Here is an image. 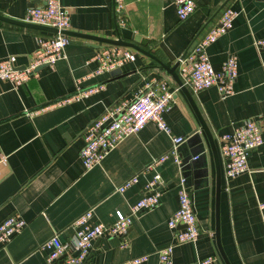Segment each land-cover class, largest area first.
<instances>
[{
  "label": "crops",
  "instance_id": "1",
  "mask_svg": "<svg viewBox=\"0 0 264 264\" xmlns=\"http://www.w3.org/2000/svg\"><path fill=\"white\" fill-rule=\"evenodd\" d=\"M68 14L67 30L132 42L134 35L146 39L138 47L160 62L172 65L191 42L217 23L229 7L238 12L231 28L208 46L210 62L220 71L229 53L238 59L233 94L222 97L216 86L197 92L185 87L205 122L218 152V139L234 125L253 118L263 143L248 152V171L226 179L221 167L219 237L230 264H264V50L253 45L264 39V0H194L195 8L179 20L170 0H124V25L115 21L112 0H58ZM31 0H0V15L22 21ZM50 33L0 20V58L13 55L15 66L24 67L35 47V36ZM106 44L68 36L64 57L51 66L35 69L24 83L11 88L0 81V221L17 215L22 230L0 247V264H45L39 245L53 234L60 241L71 239L72 221L90 210L91 223L108 224L113 213L127 212L146 193L145 184L159 175L158 203L131 217L124 238L102 236L81 264H132L133 257L146 255L139 264H160L157 251L173 241L167 219L177 205V183L184 177L192 199L198 235L194 242L173 248L169 264H190L214 255V264H225L215 237L216 167L207 137L199 130L197 117L187 98L157 62L130 47L132 62L98 75L90 60ZM100 46V47H101ZM122 47V46H121ZM177 74V67L175 69ZM164 79L173 99L162 114L173 136L186 140L195 133L203 146V157L182 170L168 156L155 158L170 148V135L148 121L127 135L92 167L83 169L78 152L82 131L105 107L129 102L146 79ZM79 87H96L86 95H75ZM263 114V115H262ZM262 115V116H261ZM136 181L122 193L116 187L126 179Z\"/></svg>",
  "mask_w": 264,
  "mask_h": 264
},
{
  "label": "built area",
  "instance_id": "2",
  "mask_svg": "<svg viewBox=\"0 0 264 264\" xmlns=\"http://www.w3.org/2000/svg\"><path fill=\"white\" fill-rule=\"evenodd\" d=\"M35 4L26 8L22 21L50 26L56 33H44L35 36V47L28 56L27 64L23 68L15 66V57L9 55L0 58V81L7 82L11 88L24 83L39 66H51L55 61L64 57V48L68 43V36L60 33L68 29V14L60 6L58 0H31ZM176 8L179 20L187 18L195 8L194 0H170ZM115 21L118 26L124 25V0H112ZM238 12L225 8L214 25L206 32L197 36L178 59L177 75L181 83L191 91L216 86L222 97L234 92V82L238 76V59L234 53H229L223 61L220 71H216L209 59L207 48L220 35L232 26ZM253 45L264 50V39H254ZM135 53L131 50L113 45L99 47L90 57L96 63L92 75L108 72L120 67L126 62H132ZM76 81L75 95H86L95 91L96 87L81 89ZM173 99V91L162 78L146 79L138 92L129 102H122L105 107L82 131L83 145L78 152V161L83 169L97 164L105 154L124 137L138 132L146 122L151 121L155 127L170 135V148L153 162H160L170 156L177 164L180 159L177 155V146L184 141L182 136H173L163 121L162 114L169 107ZM264 112V108H263ZM263 115V114H262ZM261 115V116H262ZM263 143L261 129L256 119L249 118L230 131L223 133L218 139V153L226 179L248 171L247 156L252 149ZM130 177L115 189L122 193L135 182ZM184 177L177 183V205L166 226L173 231V241L157 251L160 264H169L172 250L175 246L194 242L198 235V225L194 215L192 199L186 189ZM160 184L159 175L154 173L146 182V193L134 203L129 204L127 212L115 210L114 219L108 224L91 223L90 210L78 215L71 223L73 235L71 239L60 241L57 234L45 239L39 249L45 251V264H81L92 247V242L102 236H117L124 238L130 225L131 217L137 213L149 210L158 203L159 191L155 188ZM258 208L264 211V201L258 202ZM25 222L17 215L9 216L0 221V247H4L10 239L19 233ZM146 260V255L133 257L130 262L139 264ZM217 257L208 255L197 258L190 264H214Z\"/></svg>",
  "mask_w": 264,
  "mask_h": 264
},
{
  "label": "water",
  "instance_id": "3",
  "mask_svg": "<svg viewBox=\"0 0 264 264\" xmlns=\"http://www.w3.org/2000/svg\"><path fill=\"white\" fill-rule=\"evenodd\" d=\"M0 20H2L4 22L11 23V24L23 26V27H28V28H33L36 30L50 32L53 34H55L57 32L55 28L50 27V26H42V25H38V24L28 23V22H24V21H20V20L11 19V18L2 16V15H0ZM59 32L62 34H65L67 36L80 37L83 39L95 41L98 43H103L106 45L122 46V47L132 48L135 51H137V52H139V53H141L147 57L154 59L157 62L158 66L161 69H163L167 74L170 75L172 80L175 82V84L178 86V88L185 95V97L187 98L192 110L194 111V113L197 117V120L199 123V130L202 131L203 134H205V136L208 139V142H209V145H210L213 157H214L215 167H216V205H215L216 227H215V237H216L218 250H219V253H220L223 261L225 262V264H230L226 255L224 254V251H223L221 243H220V237H219V199H220V192H221V167H220V163H219L218 152H217L214 140H213L205 122H203L201 117L199 116L198 111L195 108V105L193 104L192 99H191L187 89L181 83V81H180V79H179V77L175 71V69L178 65V59L182 58L185 52H183L172 65H168V64H164V63L160 62L158 59L153 57L148 51L138 47L135 44V43H139L141 45H144L146 43V39H144L143 37H140L139 35H134L131 38L132 42H126V41L121 40L119 37H116L115 39H109V38L99 37V36L85 34V33L73 32V31H70L67 29L61 30ZM93 46L95 48H98L101 45H93ZM40 67H42V66H39L37 68H40ZM17 68H23V67H17ZM189 136L190 137H188L186 140V145L189 148L185 152L182 151L183 148L185 147V144L179 148V151L182 148V150H181L182 153L179 154V156H180L179 166L182 170L189 169L190 164L195 163L199 158L203 157V153H202L203 152V146L201 145L200 142H195V140H194L195 133H193V131H192ZM178 147L179 146H177V150H178ZM184 181H185V179H184Z\"/></svg>",
  "mask_w": 264,
  "mask_h": 264
}]
</instances>
